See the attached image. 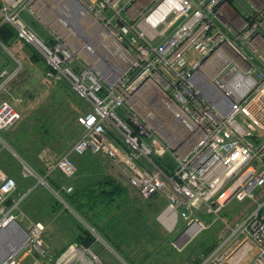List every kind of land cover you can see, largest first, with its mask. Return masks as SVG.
Returning <instances> with one entry per match:
<instances>
[{
    "label": "built area",
    "instance_id": "built-area-1",
    "mask_svg": "<svg viewBox=\"0 0 264 264\" xmlns=\"http://www.w3.org/2000/svg\"><path fill=\"white\" fill-rule=\"evenodd\" d=\"M229 1L0 0V22L82 105L69 150L43 175L20 158V176L43 183L55 170L69 178L72 155H100L141 197L166 191L158 219L179 230L178 247L206 227L198 209L218 216L231 198L255 200L197 264H264V0L242 7L237 27L221 19ZM23 11L36 15L48 38ZM11 77L0 70V130L19 117L1 98ZM16 188L0 166V264L42 251L44 225L23 227L12 214L19 200L6 205Z\"/></svg>",
    "mask_w": 264,
    "mask_h": 264
},
{
    "label": "rangeland",
    "instance_id": "rangeland-1",
    "mask_svg": "<svg viewBox=\"0 0 264 264\" xmlns=\"http://www.w3.org/2000/svg\"><path fill=\"white\" fill-rule=\"evenodd\" d=\"M32 18L28 23L45 38L46 29ZM14 47L5 49L0 46V69L5 68L8 74H12L1 98L8 100L19 112L18 119L10 127L0 130V166L9 174L11 171L16 180V191L11 194L14 203L19 200L12 211L16 220L23 227L36 221L44 225L42 251L25 253L18 264H83L82 259L90 260L89 264H195L209 246L228 233L229 226L235 225L250 209L255 208V200L231 198L218 212L224 222L218 216L207 213L205 208L198 209L195 215L206 227L178 247L174 242L179 230L167 229L158 219L167 204L166 191L162 190L152 198L141 197L124 179L108 171L106 160L100 155L85 154L82 158L88 160L80 161L73 158L76 171L69 178L52 170L48 177H44L48 185L37 183L32 178H22L20 158L43 175L69 150L79 133L76 117L82 105L65 84L46 77L44 63L33 50L19 41L17 48L22 55L18 56L19 51ZM165 160L174 164L169 156H165ZM91 162L95 165H90ZM98 165L100 168L105 165L106 174L113 176L124 187V193L117 197L110 209L112 217L109 219L117 223L113 226L117 236L122 237L117 241L122 250L118 252V262L106 252L100 256L95 254V246L90 249L74 242L79 232L76 228L85 220L67 203V208L63 205L66 209L55 205L59 198L50 182L52 179L60 186L71 185L76 189L97 179L100 173ZM28 188H32L31 191ZM254 194L257 199L261 198L260 190H254ZM98 220L101 223V219ZM70 229L74 230V234H70ZM93 229L97 235L99 229ZM56 231L60 232L54 236ZM103 243L114 252L108 242Z\"/></svg>",
    "mask_w": 264,
    "mask_h": 264
},
{
    "label": "trees",
    "instance_id": "trees-1",
    "mask_svg": "<svg viewBox=\"0 0 264 264\" xmlns=\"http://www.w3.org/2000/svg\"><path fill=\"white\" fill-rule=\"evenodd\" d=\"M14 39V30L8 24L0 22V42L5 46L10 47ZM34 53L40 58L35 51ZM40 60L42 59L40 58ZM157 161L165 167L163 160L158 159ZM9 172L10 174L8 172L7 173L11 175V171ZM50 182L56 190L61 192L65 202L78 212L86 222L92 224L93 227L99 228L100 223L98 219H101V224L104 223V221L106 224L114 222L113 220H109L112 217V215H110L112 214L110 209L117 197L124 193V187L121 186V183L113 178V176L104 173L94 181L86 184L83 183V186L78 185L79 187L76 189L72 188L70 192H66L64 189H61L60 184L54 182L52 179H50ZM11 196L12 195H10L5 201L8 206L13 203V198ZM55 205L61 209H66L58 200L55 202ZM54 210L56 209L54 208ZM78 227L77 229L79 232L77 233L74 242L82 245L83 247H90L96 240L95 236L83 224L78 225ZM107 227L109 228V225H107ZM109 243L114 246L119 253L122 251L120 246H118L119 244L117 241L113 242L109 240ZM211 248L212 245L205 250L204 254L208 253ZM127 260L132 261L128 257ZM199 261L200 259L197 260L195 264Z\"/></svg>",
    "mask_w": 264,
    "mask_h": 264
},
{
    "label": "crops",
    "instance_id": "crops-1",
    "mask_svg": "<svg viewBox=\"0 0 264 264\" xmlns=\"http://www.w3.org/2000/svg\"><path fill=\"white\" fill-rule=\"evenodd\" d=\"M257 3L256 0H230L228 5H225L223 7V11H222V14H221V19L222 21H224L226 24L228 25H231V26H238L241 18L244 16V12L242 11V7H246L247 9H251L255 4ZM22 17L24 18V20L28 23L29 19L31 20L32 19H37L36 15L32 14V13H29L28 11H23L22 12ZM39 22V21H38ZM40 23V22H39ZM43 27V26H42ZM46 33L45 34V38H48L49 37V32L47 30H45ZM19 41L15 40V43L11 44L10 47H14L15 50L19 51L17 53V55H22L21 52H20V48H17L18 46V43ZM23 43V42H22ZM25 44V43H23ZM26 45V44H25ZM262 45H264V43H262ZM2 48H7V46L5 45H0ZM27 47H29L31 50H33L30 46L26 45ZM34 51V50H33ZM16 56V55H14ZM45 66V64H44ZM1 69H5V68H1ZM0 69V70H1ZM91 155V154H89ZM72 158H74L76 161H80V160H84V159H87V158H82V156H79V155H72ZM88 160V159H87ZM106 160V159H105ZM108 167H109V172L110 173H113L114 174V170L110 168L108 162L106 161ZM89 164V163H87ZM90 165H95L93 162L90 163ZM100 173H98V177L99 178L101 176V174H104L106 173V167L105 165H103L101 168L100 166L98 165L97 166ZM111 169V170H110ZM116 176V175H115ZM81 224H83L85 227L86 226H89L85 221L81 222ZM113 224H117L116 222H113V223H110L108 224L109 225V228L107 227V224L105 223H100L99 224V230H98V234L100 236L101 239H96L92 245L88 248L92 249L93 246H95V249L97 250H93L95 252V254H98L99 256L101 254L104 255V253L106 252L107 254H109L114 260H116V262H118V257H119V253L118 251L114 248V246H112L110 243H109V240L115 242V241H120L122 237H119L117 236L118 233L115 231L116 228H114ZM114 228V229H113ZM61 230H63L64 228H60ZM77 229V228H76ZM60 232V231H58ZM58 232L56 231L55 232V235L56 236L58 234ZM97 232V231H96ZM73 233L74 234V230L73 229H70V234ZM103 242H108L109 245L113 248L114 252L109 250L108 247L106 245H104ZM104 245V246H103ZM97 251V252H96ZM253 251L248 255V258H252L253 257Z\"/></svg>",
    "mask_w": 264,
    "mask_h": 264
},
{
    "label": "bare ground",
    "instance_id": "bare-ground-1",
    "mask_svg": "<svg viewBox=\"0 0 264 264\" xmlns=\"http://www.w3.org/2000/svg\"><path fill=\"white\" fill-rule=\"evenodd\" d=\"M8 224H10L12 227H13V225L12 224H14V223H11V222H9ZM7 225H5V227H6ZM3 228V227H2ZM14 228V227H13ZM0 231H2V230H0ZM2 233L0 232V235H1ZM16 243H17V241H16ZM1 249V248H0ZM2 254H3V249L2 250H0V257L2 256ZM84 254V253H83ZM86 256V255H85ZM83 257V256H82ZM90 261V260H89ZM89 261H87V260H85V259H82V263L83 264H89L90 262Z\"/></svg>",
    "mask_w": 264,
    "mask_h": 264
}]
</instances>
